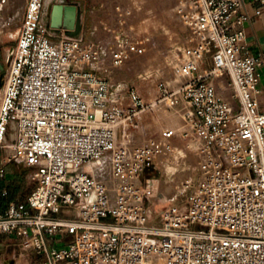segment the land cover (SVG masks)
Returning <instances> with one entry per match:
<instances>
[{"label": "built area", "instance_id": "2783aa9c", "mask_svg": "<svg viewBox=\"0 0 264 264\" xmlns=\"http://www.w3.org/2000/svg\"><path fill=\"white\" fill-rule=\"evenodd\" d=\"M43 6L26 0L0 76V149L10 146L2 160L28 168L34 182L25 204L0 213V235L17 240L13 250L27 264L30 251L45 256L40 264H264V52L242 54L250 19L243 0H181L189 44L174 67L178 80L159 84L156 103L186 104L181 134L196 144L197 178L183 203L153 209L140 175L175 131L117 142L118 129L137 128L153 106L102 73L121 65L124 38L110 52L51 30ZM13 23L0 24V40ZM103 161L115 187L94 176ZM63 236L70 240L49 242Z\"/></svg>", "mask_w": 264, "mask_h": 264}, {"label": "rangeland", "instance_id": "374dc122", "mask_svg": "<svg viewBox=\"0 0 264 264\" xmlns=\"http://www.w3.org/2000/svg\"><path fill=\"white\" fill-rule=\"evenodd\" d=\"M4 1V15L3 19L0 18V24L9 17L14 23L7 28L9 36L5 35L0 40L2 53L4 49H11L15 45L16 26L21 23L26 0ZM92 1L98 3L95 9L101 4L104 5L102 16L105 19H96L97 12L93 13L95 19H86L83 40H98L110 52L114 51L115 40L119 36L124 38L125 42L126 52L121 65L105 67L102 73L110 79L114 87H132L146 103L153 104L152 108L140 113L137 128H130L124 134L122 127L118 129L117 142L131 145L158 138L164 128L175 131V135L167 142L169 149L164 148L155 160V166L145 169L140 175L141 185L146 191L144 204L147 209L181 204L192 191L197 178L196 144L193 139L181 134V115L186 109V104L181 102L177 107L169 108L162 103H156L159 84L171 86L178 80L174 67L181 58L183 49L189 44L190 30L188 22L182 17L181 0ZM3 59L6 58L1 54L0 75L4 72ZM11 138L12 131L9 132L7 141ZM7 148L6 143L4 148L0 149V169H3L0 177L22 184L20 202L24 204L28 193L34 187V182L31 181L28 168L13 162H3L2 158L9 152ZM169 167L175 169V172L165 176V169ZM163 174L165 179L162 184L159 180ZM189 175L190 178L182 189L183 180ZM167 192L173 195L167 196ZM2 238L0 235V240ZM58 238L60 237L56 240ZM69 240V237L63 236L57 244ZM51 243L53 244V240Z\"/></svg>", "mask_w": 264, "mask_h": 264}, {"label": "crops", "instance_id": "0c3cea01", "mask_svg": "<svg viewBox=\"0 0 264 264\" xmlns=\"http://www.w3.org/2000/svg\"><path fill=\"white\" fill-rule=\"evenodd\" d=\"M55 2L64 3V4H74L77 7L80 13V29L78 32L79 35H82L85 30L86 19H95L93 17L94 12H97L96 19H105L102 16L104 5L101 4L98 9H95L98 3L92 0L91 2L88 0H55ZM243 2L246 12H248V14L250 15V19L244 24L246 46L242 51V54L247 56H254L257 55L258 53L264 52V0H243ZM3 6L4 5H2L0 12L1 19H3V15H4ZM24 7H23V11H24ZM10 9L8 12L9 14H10ZM43 11H44V7H43ZM43 19H46L45 16H43ZM18 27L19 25L16 26V30ZM258 74L259 77H258V85H257V101L259 103V106L264 109V65L258 68ZM2 179L5 185V187L2 188L3 194H6L8 186H14L16 188L14 198L8 203L6 209L8 208L9 204L12 202L16 204H22L20 202L22 184H17V181L14 180L10 181L6 177H2ZM6 209L0 213H4ZM1 236L3 238L0 240V257L5 256L8 258H12L15 264H27V262L25 261L26 254L22 251H19L16 248L13 250L17 240L14 238L11 239L9 237H5L3 235ZM56 239L57 238L50 239L49 242L51 243V241L53 240V244L58 245L57 242L61 240V237L58 238V240ZM29 256H30V264H40L41 261L45 258L43 254H37L34 251H30ZM3 264H8V262L6 261Z\"/></svg>", "mask_w": 264, "mask_h": 264}, {"label": "water", "instance_id": "95a60500", "mask_svg": "<svg viewBox=\"0 0 264 264\" xmlns=\"http://www.w3.org/2000/svg\"><path fill=\"white\" fill-rule=\"evenodd\" d=\"M43 16L51 30L63 29L69 35H79L80 13L74 4H64L47 0L44 2ZM13 262L10 261L9 264Z\"/></svg>", "mask_w": 264, "mask_h": 264}, {"label": "bare ground", "instance_id": "6f19581e", "mask_svg": "<svg viewBox=\"0 0 264 264\" xmlns=\"http://www.w3.org/2000/svg\"><path fill=\"white\" fill-rule=\"evenodd\" d=\"M10 51H11V49H4L3 50V53H2V51H0V55L3 54L4 57L7 58L8 53ZM7 149L10 151L9 144H8V148ZM173 172H175V169H173L172 167L166 168L165 169V176H166V174L169 175V174H172ZM93 173H94V176L96 177V179L107 181L109 183V185L112 186V187H115L116 186L117 180H116V178L114 177V175L112 173V166H111L110 161H103V162H101L99 164V166H97L96 168L93 169ZM165 176L163 174V176L160 177V180H159L160 183L164 182ZM189 178H190V175L187 176V178H185L184 180L182 179L183 180V184H182V187H181L182 189L184 188L185 182L187 180H189ZM150 184H152V181L150 182ZM172 195H173L172 193H168L167 194V196H172Z\"/></svg>", "mask_w": 264, "mask_h": 264}, {"label": "trees", "instance_id": "16d2710c", "mask_svg": "<svg viewBox=\"0 0 264 264\" xmlns=\"http://www.w3.org/2000/svg\"><path fill=\"white\" fill-rule=\"evenodd\" d=\"M5 187L2 177H0V212H3L8 203L14 198L16 188L14 186H8L6 194H3L2 188Z\"/></svg>", "mask_w": 264, "mask_h": 264}, {"label": "flooded vegetation", "instance_id": "af4514ba", "mask_svg": "<svg viewBox=\"0 0 264 264\" xmlns=\"http://www.w3.org/2000/svg\"><path fill=\"white\" fill-rule=\"evenodd\" d=\"M2 67H3V69H5V64H4V59H3V63H2ZM1 76V75H0Z\"/></svg>", "mask_w": 264, "mask_h": 264}]
</instances>
